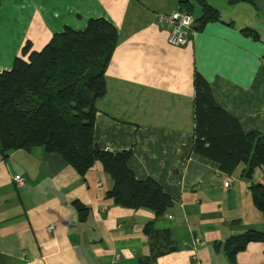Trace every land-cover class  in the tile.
Wrapping results in <instances>:
<instances>
[{
    "label": "crops",
    "instance_id": "0c3cea01",
    "mask_svg": "<svg viewBox=\"0 0 264 264\" xmlns=\"http://www.w3.org/2000/svg\"><path fill=\"white\" fill-rule=\"evenodd\" d=\"M260 1L229 6L222 0L219 8L205 0L219 20L192 26L180 47L171 46L155 22L158 14L180 11V0L0 1V73L12 68L26 44L39 52L52 36L83 31L89 20L115 28L105 94L95 105L93 145L130 151L127 168L134 178L154 181L172 201L155 218L106 198L113 182L99 163L81 178L43 148L12 151L0 156V264H231L216 246L261 231L263 215L252 203L242 165L225 174L193 151L194 79L209 86L216 105L244 133L264 136ZM191 3L195 20L199 6ZM245 28L258 40L243 35ZM251 180L264 185V167ZM75 203L85 209L82 220ZM162 248L153 257L152 250ZM234 264H264V242L249 244Z\"/></svg>",
    "mask_w": 264,
    "mask_h": 264
},
{
    "label": "trees",
    "instance_id": "16d2710c",
    "mask_svg": "<svg viewBox=\"0 0 264 264\" xmlns=\"http://www.w3.org/2000/svg\"><path fill=\"white\" fill-rule=\"evenodd\" d=\"M192 1L199 6L193 27L219 20L218 11L205 0H180V10L193 17ZM240 2L256 6V0H227L229 6ZM241 32L258 40L251 29ZM116 43L115 28L95 19L89 20L83 31L66 29L52 36L39 52H29L26 44L12 68L0 73V156L40 147L61 158L81 178L99 163L113 182L106 198L117 206L145 209L160 218L172 201L154 181L134 178L127 168L131 152L99 151L93 145L95 105L105 94L104 75ZM194 88L193 151L217 162L225 174L242 165L252 203L263 215L261 231L248 230L216 246L234 264L236 255L249 244L264 242V185L251 180L254 170L264 167V136L244 133L239 123L216 105L209 86L198 75ZM75 207L82 220L85 209L77 203ZM150 230L151 223L144 231L149 234ZM163 248L152 250L153 257L163 254Z\"/></svg>",
    "mask_w": 264,
    "mask_h": 264
},
{
    "label": "built area",
    "instance_id": "2783aa9c",
    "mask_svg": "<svg viewBox=\"0 0 264 264\" xmlns=\"http://www.w3.org/2000/svg\"><path fill=\"white\" fill-rule=\"evenodd\" d=\"M155 22L157 26L167 32V42L174 47L184 46L192 32L193 17L186 11L158 14L155 17ZM13 181L18 188L24 186V181L20 176H15ZM52 229L53 227H48L49 231Z\"/></svg>",
    "mask_w": 264,
    "mask_h": 264
},
{
    "label": "rangeland",
    "instance_id": "374dc122",
    "mask_svg": "<svg viewBox=\"0 0 264 264\" xmlns=\"http://www.w3.org/2000/svg\"><path fill=\"white\" fill-rule=\"evenodd\" d=\"M206 1L209 2V3H211V4L213 3L214 5H216V6H218V7L220 8V6H221V1H222V0H206ZM260 2H261V4L263 3V4L261 5V9H260V10H261L260 14L263 15V14H264V0H261ZM194 15L198 16V12L196 11V12L194 13ZM221 16H224V15L221 14Z\"/></svg>",
    "mask_w": 264,
    "mask_h": 264
}]
</instances>
